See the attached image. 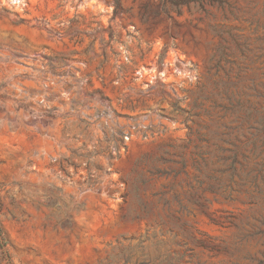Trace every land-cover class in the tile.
<instances>
[{
  "label": "rangeland",
  "instance_id": "374dc122",
  "mask_svg": "<svg viewBox=\"0 0 264 264\" xmlns=\"http://www.w3.org/2000/svg\"><path fill=\"white\" fill-rule=\"evenodd\" d=\"M171 1L0 0V264H264V0Z\"/></svg>",
  "mask_w": 264,
  "mask_h": 264
},
{
  "label": "trees",
  "instance_id": "16d2710c",
  "mask_svg": "<svg viewBox=\"0 0 264 264\" xmlns=\"http://www.w3.org/2000/svg\"><path fill=\"white\" fill-rule=\"evenodd\" d=\"M171 2V4H174V6H179L180 4H183V3H179V2H172L171 0H162L161 2V7L164 8V4L167 3V2ZM190 2H196L195 0H186L184 2V4H188ZM198 2V0H197ZM210 3V1H208ZM112 5H113V12H114V16H116L119 12H121V7H120V3H119V0H113L112 2ZM228 100H230V98L227 97ZM230 102V101H229ZM237 105L239 106V103L237 101ZM224 109H226L225 107H223ZM233 108V107H232ZM257 130V129H255ZM259 130L264 133V116L262 118L261 121H259ZM258 131V130H257ZM223 152V151H222ZM231 155L227 158H225L224 160H229V164L227 166V171L229 172V176H228V181L229 183L233 182V179L236 177L239 179L240 181V186L243 187L245 185V180L246 179H250V182L252 184V186L256 189L257 186H256V180H257V177L256 176H253L252 174L254 172H258V174L261 172V167L259 168H256V169H253V170H249L248 172L246 173H242L241 169H242V164L238 161V153L236 151H228ZM236 166H239V170L236 168ZM224 171H220V173H223ZM222 186L220 185H212L208 188V190L212 193H217L220 191ZM261 192V190L259 191V193ZM212 220V219H211ZM211 222H214V221H211ZM5 245V240L3 238V234H2V231H1V228H0V246L1 247H4Z\"/></svg>",
  "mask_w": 264,
  "mask_h": 264
}]
</instances>
